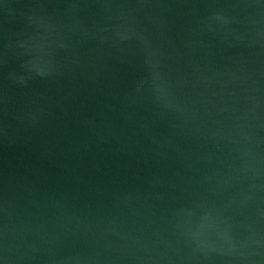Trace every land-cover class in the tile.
Returning <instances> with one entry per match:
<instances>
[{"label": "water", "instance_id": "obj_1", "mask_svg": "<svg viewBox=\"0 0 264 264\" xmlns=\"http://www.w3.org/2000/svg\"><path fill=\"white\" fill-rule=\"evenodd\" d=\"M0 264H264V0H2Z\"/></svg>", "mask_w": 264, "mask_h": 264}, {"label": "rangeland", "instance_id": "obj_2", "mask_svg": "<svg viewBox=\"0 0 264 264\" xmlns=\"http://www.w3.org/2000/svg\"><path fill=\"white\" fill-rule=\"evenodd\" d=\"M2 0H0V2H1Z\"/></svg>", "mask_w": 264, "mask_h": 264}]
</instances>
